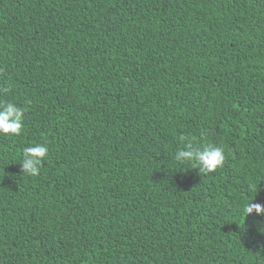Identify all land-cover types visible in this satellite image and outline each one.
I'll return each mask as SVG.
<instances>
[{
    "label": "trees",
    "instance_id": "obj_1",
    "mask_svg": "<svg viewBox=\"0 0 264 264\" xmlns=\"http://www.w3.org/2000/svg\"><path fill=\"white\" fill-rule=\"evenodd\" d=\"M2 89L0 264H264V0H0Z\"/></svg>",
    "mask_w": 264,
    "mask_h": 264
},
{
    "label": "clouds",
    "instance_id": "obj_2",
    "mask_svg": "<svg viewBox=\"0 0 264 264\" xmlns=\"http://www.w3.org/2000/svg\"><path fill=\"white\" fill-rule=\"evenodd\" d=\"M0 91L6 93L8 89ZM23 117L24 109L15 103H0V134L19 135L23 128ZM186 147L189 150L177 152L175 160L183 164H193L194 167H199L202 173L213 172L225 162L224 149L221 147L207 145L196 151L190 150L191 144L186 143ZM48 154L49 148L46 144L36 143L24 148L20 162L23 175H38ZM253 201L245 205L244 211L248 216L253 213L264 216V205Z\"/></svg>",
    "mask_w": 264,
    "mask_h": 264
}]
</instances>
